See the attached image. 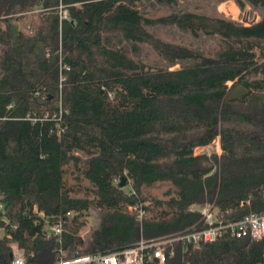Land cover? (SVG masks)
<instances>
[{
	"label": "trees",
	"instance_id": "obj_1",
	"mask_svg": "<svg viewBox=\"0 0 264 264\" xmlns=\"http://www.w3.org/2000/svg\"><path fill=\"white\" fill-rule=\"evenodd\" d=\"M227 1L0 0V264L11 243L27 264L121 252L195 226L206 201L264 212V0H234L249 25ZM217 138L220 156L195 155ZM174 248L166 264H264V238Z\"/></svg>",
	"mask_w": 264,
	"mask_h": 264
},
{
	"label": "built area",
	"instance_id": "obj_2",
	"mask_svg": "<svg viewBox=\"0 0 264 264\" xmlns=\"http://www.w3.org/2000/svg\"><path fill=\"white\" fill-rule=\"evenodd\" d=\"M65 17L67 13L64 14ZM214 142H219L218 138ZM217 144V149L219 144ZM221 144V143H220ZM196 154V153H195ZM200 212L201 228L190 230H182L176 234L154 238L150 240H142L135 246L127 248L121 252L88 253L78 255L71 260L64 258L57 262L58 264H166L167 258L175 254L174 245L180 244L183 247H192L197 249L202 243L215 241L225 235L249 236L256 240L264 238V212L252 213L239 220H230L225 218L224 213L218 214L215 201H206L198 207ZM130 211H138V219L142 220L145 212L142 208L130 206ZM42 216L45 214L40 213ZM11 220L7 216L6 207L2 201L0 192V230H3L4 236L11 237L7 234V227ZM197 224V225H198ZM46 234L54 236L57 241L62 244V236L65 231L62 220L55 224H45ZM3 236V237H4ZM13 250L12 264H26L25 250L17 243H11ZM61 255L64 251L61 250ZM55 264V263H54Z\"/></svg>",
	"mask_w": 264,
	"mask_h": 264
},
{
	"label": "rangeland",
	"instance_id": "obj_3",
	"mask_svg": "<svg viewBox=\"0 0 264 264\" xmlns=\"http://www.w3.org/2000/svg\"><path fill=\"white\" fill-rule=\"evenodd\" d=\"M224 5V8L226 10H229L230 7L236 8L238 9L237 13H231L228 12L226 10H221V6ZM219 10L226 13L229 16H232L234 19L237 20H241L244 21L247 25H249L252 21H258L260 16L257 12L251 13V8L247 7L246 10H244L243 12L241 11V9L239 8V6L236 4V2L234 0H230L227 2H224L223 4L220 5ZM218 139V138H217ZM216 139V140H217ZM214 140V141H216ZM212 142L211 144L207 145V146H200L197 147L194 151V153H196L195 155H201V154H217V155H221L223 150L221 147V142ZM219 144V148L217 149V144ZM162 191L159 190L158 193H161ZM101 220H102V212L99 208L97 207H92L89 215L87 217V221L84 225V227L82 228V231L80 233L81 238L85 241L89 238L90 234L98 227H100L101 225ZM4 236V232L3 230H0V238H2ZM177 244V243H176ZM76 257V256H75ZM58 262V261H57ZM55 264H58V263Z\"/></svg>",
	"mask_w": 264,
	"mask_h": 264
},
{
	"label": "bare ground",
	"instance_id": "obj_4",
	"mask_svg": "<svg viewBox=\"0 0 264 264\" xmlns=\"http://www.w3.org/2000/svg\"><path fill=\"white\" fill-rule=\"evenodd\" d=\"M221 10H226L225 8H224V5H222L221 6ZM226 11H228V12H231V13H237V11H238V9H236V8H233V7H230V9L229 10H226ZM67 13V11H65V14ZM263 213V212H262ZM252 214V213H251ZM249 215V214H248ZM247 216V215H246ZM245 217V216H244ZM243 217V218H244ZM199 226L196 224L195 226H192L191 228H189L190 230H192V229H194V228H198ZM229 235H231V236H233V237H237V238H239V237H246V236H237V235H232V234H229ZM253 239V238H252ZM218 240V239H217ZM216 241V240H215ZM209 242H214V241H208V242H206V243H209ZM203 244V243H202ZM201 244V245H202ZM200 245V246H201ZM183 247V246H182ZM198 249V248H197ZM62 250V249H61ZM61 250H60V255H61ZM64 251V250H63ZM65 252V251H64ZM64 257H61L60 258V260L58 261V262H60L62 259H63ZM73 258H75V256L74 257H71V258H64V260H71V259H73ZM26 264H27V260H26Z\"/></svg>",
	"mask_w": 264,
	"mask_h": 264
},
{
	"label": "water",
	"instance_id": "obj_5",
	"mask_svg": "<svg viewBox=\"0 0 264 264\" xmlns=\"http://www.w3.org/2000/svg\"><path fill=\"white\" fill-rule=\"evenodd\" d=\"M126 183H127V176L124 175V176H122V179H121V182H120V186L123 187V186L126 185Z\"/></svg>",
	"mask_w": 264,
	"mask_h": 264
}]
</instances>
